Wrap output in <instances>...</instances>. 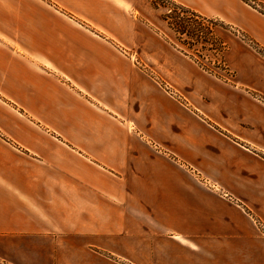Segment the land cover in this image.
<instances>
[{
  "label": "crops",
  "instance_id": "0c3cea01",
  "mask_svg": "<svg viewBox=\"0 0 264 264\" xmlns=\"http://www.w3.org/2000/svg\"><path fill=\"white\" fill-rule=\"evenodd\" d=\"M176 1L264 47L245 0ZM139 4L0 0V264H264V106L172 100L122 51L166 48Z\"/></svg>",
  "mask_w": 264,
  "mask_h": 264
},
{
  "label": "rangeland",
  "instance_id": "374dc122",
  "mask_svg": "<svg viewBox=\"0 0 264 264\" xmlns=\"http://www.w3.org/2000/svg\"><path fill=\"white\" fill-rule=\"evenodd\" d=\"M245 1L264 13L263 3L257 0ZM176 4L186 6L188 10ZM139 7L144 20L149 18L154 23L157 37L165 42L166 48L122 51L133 58L136 65L172 100L199 120H206L210 124L218 119L213 118L211 112L226 113L225 108L213 99V89L218 88L217 86L245 93L264 106V90L246 76V67L236 56V51L238 55L246 54L245 60L248 64L261 67L264 64L263 46L245 35L238 27L220 18L202 14L203 18L194 8L176 0H140ZM180 24L187 26V33H180ZM235 41L237 44L231 49L230 45ZM185 42L193 48H189ZM164 55L168 58L165 62L159 58ZM3 81L0 79L1 99L9 102L21 99L20 95L17 98L12 94L7 83ZM9 95H12V98H9ZM262 154L264 156V153ZM255 217L263 230V221Z\"/></svg>",
  "mask_w": 264,
  "mask_h": 264
},
{
  "label": "trees",
  "instance_id": "16d2710c",
  "mask_svg": "<svg viewBox=\"0 0 264 264\" xmlns=\"http://www.w3.org/2000/svg\"><path fill=\"white\" fill-rule=\"evenodd\" d=\"M176 5H178V7H180V8H185L186 10H188V8L186 7V6H183V5H181V4H176ZM199 16H201V17H203L204 18V16L202 15V14H198ZM179 31H180V33H187V26H185V25H183V24H180L179 26ZM185 45H188L189 46V48H193L189 43H187V42H185L184 43Z\"/></svg>",
  "mask_w": 264,
  "mask_h": 264
}]
</instances>
